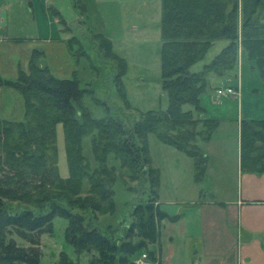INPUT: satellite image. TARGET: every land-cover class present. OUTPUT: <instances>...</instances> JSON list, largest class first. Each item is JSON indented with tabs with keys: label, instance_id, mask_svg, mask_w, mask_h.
<instances>
[{
	"label": "trees",
	"instance_id": "obj_1",
	"mask_svg": "<svg viewBox=\"0 0 264 264\" xmlns=\"http://www.w3.org/2000/svg\"><path fill=\"white\" fill-rule=\"evenodd\" d=\"M74 3L76 8L81 1ZM50 12L65 25L56 9ZM161 23V84L168 94V109L146 112L135 122L113 118L109 107L98 100L96 104L106 114L102 119L91 117L83 99L93 91L80 87L76 73L70 79L54 76L41 65V50L32 51L27 73L20 71L14 80L0 76V86L16 90L24 103V121L0 119V264H40L41 235L52 233L57 217L67 221L66 242L78 255H88V264H135L142 252L148 261H156L154 246L166 214L157 205L159 175L149 167L146 136L154 134L192 159L194 181L202 183L207 157L197 142L209 141L219 121L195 115L205 111L200 97L211 90L210 76L237 78L239 48L264 81V0H162ZM95 38L104 57L118 62L113 80L130 108L122 85L126 64L113 53L107 38L100 34ZM221 40L228 44L220 53L200 72H191ZM75 43L80 50L76 54L72 51ZM67 46L77 62L89 58L78 39L70 38ZM107 64L112 72L115 63ZM184 105L193 111H183ZM58 125L64 133L67 178L57 168ZM240 127L241 170L264 173V121L241 122ZM88 135H92L93 153L100 163L104 154L113 152L133 179L141 175L150 184V196L133 205L129 224L121 221L113 228L98 224L96 213L103 206L114 210V191L107 187V178H99L100 174L109 176L105 167L89 172L81 153L82 138ZM85 178L97 201L72 200ZM59 264L71 263L62 253Z\"/></svg>",
	"mask_w": 264,
	"mask_h": 264
},
{
	"label": "rangeland",
	"instance_id": "obj_2",
	"mask_svg": "<svg viewBox=\"0 0 264 264\" xmlns=\"http://www.w3.org/2000/svg\"><path fill=\"white\" fill-rule=\"evenodd\" d=\"M37 1L40 3L39 0ZM74 1L50 0L46 2V11L55 20L58 28L61 29V36L66 34L67 40L72 37L78 39L89 54V58H81L79 62L74 60V65L75 67L78 66L76 74L80 87L93 91V93L87 94L83 99V106L91 117L102 119L106 114L105 109L96 104V100L105 103L110 109V115L123 123L127 121L135 122V120L141 118L142 114L149 111H166L169 105L168 94L164 91L161 84L162 0H80L81 4L76 7L77 9L73 7ZM41 2L44 3L42 0ZM52 8L60 13L65 25L60 23L58 17L55 18L51 15L50 11ZM40 9L44 10L41 6ZM14 10L17 12L16 15H18L20 11L17 6H15ZM18 24V20H15L16 32H19L17 30ZM22 32L21 34L24 35L21 36L30 34L29 36L35 37L33 34L34 26L33 28L31 26V33H29V29ZM99 34L110 41L113 53L122 58L126 64L122 85L130 108H126L125 102L120 98L119 88L113 80L114 74L119 71V64L104 57L103 51L99 48V41L95 38ZM31 39L30 42H36ZM227 44V41H216L204 58L194 64L190 71L194 73L200 72L203 66L210 63ZM78 46L76 43L73 44L72 51L74 54L79 53ZM38 49H40L39 45ZM53 55L57 57L58 53L48 51L47 58L49 59L46 65L52 68L57 62L53 59ZM106 62L115 63V65L113 64L114 69L112 72ZM90 64L95 69L90 68ZM58 66L60 67V64H56V67ZM238 69L239 62L237 71ZM72 76L73 73H70L68 78L70 79ZM254 83L253 78L249 76L244 81V84L248 85H253ZM223 87H227V85L215 88L213 99L207 94L208 92L200 97V105L212 116L218 117L216 111H238L237 105L230 102H226L219 108L214 105L220 104L224 100L238 99L239 94L237 98L219 96L216 90ZM243 90H245V87ZM212 100L214 103H212ZM182 109L185 112L193 111V107L190 105H184ZM203 112L195 115L203 119ZM5 116L7 118L4 120L7 121H24V111H9ZM232 118H234L233 112L230 116V119ZM91 134L96 135V132ZM92 135L82 138L81 153L88 164L89 172L98 170L101 165L106 168L109 176L100 174L99 178H107L105 179L108 181L107 187L114 191L112 198L114 210L103 206L102 211L96 213L98 224L102 228L116 227L121 221L129 224L133 205L140 198L150 196V184L141 175L133 179L130 170L123 166L113 152L104 154L103 162H101L103 164H101L93 153ZM218 135L224 140V144H216L212 148L210 166L213 171L210 178L204 180L201 188L205 191L204 195L212 193L211 188H213L218 190V194L228 192L232 196L236 193L237 187V136L234 121L233 123L226 122L220 128ZM146 138L148 158L150 160L149 167L157 170L159 175L158 198L162 211L174 214L175 210L179 209L183 214L188 213V208L191 207L190 202L194 198H198L199 188V185L193 180L192 159L174 147L163 144L154 134H148ZM139 141L141 142V140H138V144ZM197 144L203 152L202 149L205 143L198 140ZM56 146L59 175L62 178H67L69 172L65 155L64 133L61 125H58L56 129ZM218 173L220 175L223 173V177H218ZM89 181L86 178L81 181L78 193L71 196L72 200L78 199L81 203H84L85 200L87 202L89 200L97 201ZM216 196L218 199L221 198L220 195ZM66 227L67 221L57 217L52 222V233L41 235L40 249L42 256L40 264H59L62 253L66 256L68 263L88 264L89 256L86 254L78 255L66 242ZM18 242L23 243L19 239ZM193 246L195 245L191 246L193 251L189 249L188 254L191 258L196 257V260H198V255L194 253L196 250ZM141 254L146 253L142 252ZM147 264H152V262L147 261Z\"/></svg>",
	"mask_w": 264,
	"mask_h": 264
},
{
	"label": "crops",
	"instance_id": "obj_3",
	"mask_svg": "<svg viewBox=\"0 0 264 264\" xmlns=\"http://www.w3.org/2000/svg\"><path fill=\"white\" fill-rule=\"evenodd\" d=\"M39 1L0 0V76L4 79L14 80L20 71L27 73L34 50L43 52L41 65L56 77L68 79L70 73L78 72V66L75 67L74 58L66 45L67 35L61 36V29L46 11V2L50 0H42L44 3ZM15 6L20 11L18 15ZM15 20L19 22V32L15 31ZM31 26H34L35 37L30 34L21 36L26 29L31 33ZM31 38L36 42H30ZM48 51L58 53L57 57L53 55L57 61L53 68L46 65ZM238 62L237 78L210 77L211 90L206 92L213 99L215 88L232 85L238 90V99L224 100L214 105L219 108L230 102L237 105L238 111H216L217 117L205 110L202 115L203 118L219 121L210 140L203 145L202 150L207 157L204 180L210 178L213 171L210 166L212 148L216 144H224L218 135L220 128L226 122L234 121L236 125V193L232 196L228 192L218 194V190L211 188L212 193L204 195L205 191L201 188L204 180L200 184L194 181L199 185L198 198L190 202L191 207L186 214L179 209L174 214L162 211L158 198L157 205L166 218L159 225L158 243L154 246L156 261L152 264H264V173L243 172L240 168L241 122L264 121V81L253 65L246 61L241 48ZM56 64H60V67H56ZM248 76L253 78V85L244 84ZM233 79L236 81L233 82ZM9 111H24L23 99L16 90L0 86V119L7 118L5 115ZM232 112L234 118L230 119ZM218 177H223V173H218ZM216 195L221 198L218 199ZM192 245H195L194 253L198 255V260L188 254L189 249L193 251Z\"/></svg>",
	"mask_w": 264,
	"mask_h": 264
},
{
	"label": "built area",
	"instance_id": "obj_4",
	"mask_svg": "<svg viewBox=\"0 0 264 264\" xmlns=\"http://www.w3.org/2000/svg\"><path fill=\"white\" fill-rule=\"evenodd\" d=\"M217 94L219 96H222V97H235L237 98L238 97V91L235 90L234 88L232 87H223V88H218L216 90ZM135 264H147V256L146 254H142L140 255L134 262Z\"/></svg>",
	"mask_w": 264,
	"mask_h": 264
}]
</instances>
